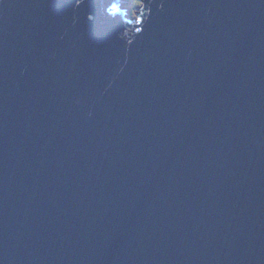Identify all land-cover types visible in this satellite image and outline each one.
<instances>
[{"label":"water","instance_id":"obj_1","mask_svg":"<svg viewBox=\"0 0 264 264\" xmlns=\"http://www.w3.org/2000/svg\"><path fill=\"white\" fill-rule=\"evenodd\" d=\"M141 7L0 0V264H264V0Z\"/></svg>","mask_w":264,"mask_h":264},{"label":"trees","instance_id":"obj_2","mask_svg":"<svg viewBox=\"0 0 264 264\" xmlns=\"http://www.w3.org/2000/svg\"><path fill=\"white\" fill-rule=\"evenodd\" d=\"M130 1V0H129ZM132 1V3L131 4H128V7L129 6H132L131 8H133L134 7V5H138L139 4V2L138 1H136V0H131ZM136 7V6H135ZM135 8H133V10H134Z\"/></svg>","mask_w":264,"mask_h":264},{"label":"rangeland","instance_id":"obj_3","mask_svg":"<svg viewBox=\"0 0 264 264\" xmlns=\"http://www.w3.org/2000/svg\"><path fill=\"white\" fill-rule=\"evenodd\" d=\"M136 1H138L139 2V0H136ZM131 3H132V1H131ZM135 6H136V8H137V6L139 7V4L138 5H134V7L133 8H135ZM132 7V6H131ZM134 12L136 11L135 9L133 10ZM133 15L135 14V13H132Z\"/></svg>","mask_w":264,"mask_h":264}]
</instances>
